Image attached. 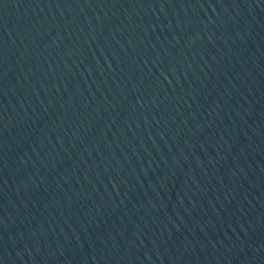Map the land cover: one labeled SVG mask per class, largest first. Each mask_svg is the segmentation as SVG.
Wrapping results in <instances>:
<instances>
[{"label": "water", "instance_id": "obj_1", "mask_svg": "<svg viewBox=\"0 0 264 264\" xmlns=\"http://www.w3.org/2000/svg\"><path fill=\"white\" fill-rule=\"evenodd\" d=\"M0 264H264V0H0Z\"/></svg>", "mask_w": 264, "mask_h": 264}]
</instances>
